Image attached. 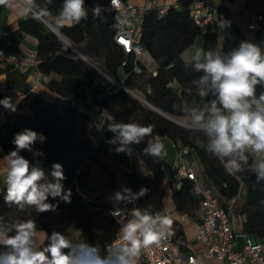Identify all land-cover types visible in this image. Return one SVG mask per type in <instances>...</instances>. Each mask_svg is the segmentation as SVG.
Segmentation results:
<instances>
[{
  "label": "trees",
  "instance_id": "16d2710c",
  "mask_svg": "<svg viewBox=\"0 0 264 264\" xmlns=\"http://www.w3.org/2000/svg\"><path fill=\"white\" fill-rule=\"evenodd\" d=\"M108 1L86 0L88 19L71 27H63L59 34L85 57L91 58L93 63H100V67L113 79L117 80V71L121 68L125 79L120 87L92 67L83 57L75 54L56 34H42V25L33 19L18 24L16 31L3 40L9 43L12 51H16L23 34L34 36L38 41V70L43 75L57 76L47 83L46 90L37 92L30 101L31 114L28 123L17 124L10 134L0 137V148L6 155L14 150L12 140L15 133L25 128L43 133L46 140L43 143L37 141L35 148L43 151L45 156L33 162L46 171L51 170L54 162L63 165L67 177L64 181L65 187L71 189L73 195L71 203L60 202L55 212L37 213L34 208L20 210L15 206L9 207L3 200L5 185L0 192V219L5 223L19 219L35 220L37 231L46 233L41 248L46 245L47 235L54 229L65 233L71 224H75L79 229L81 240L98 243L103 250L115 236L117 225L109 215V210L113 207L101 204L97 199H90L84 193L88 181L83 161H90L106 172V165L101 158H117L128 170V187L133 192L142 187L148 189V193L138 200L140 207L163 211V199L166 195L165 175L160 162L156 157L143 153L144 143L134 145L131 156L110 151L114 146L107 142L113 136V133L107 131L109 123L136 121L144 125L152 124L153 135L158 134L170 143L187 147L188 155L197 161L203 178L211 183L207 185L215 191L220 200L232 199L237 194L239 178L246 174L232 175L226 172L217 158L199 147L198 138L203 140L202 134L186 128L178 120L183 117L182 112L173 107L193 98L184 93L177 97L168 87L169 82L177 78L183 69L179 59L180 53L200 36L199 29L189 16V2L182 1L179 10L170 8L162 17L156 9L149 10L143 16L142 32L137 38L145 47V51L157 62V72L153 76L141 68L138 58L136 60L132 54H126L114 42L118 14L114 12L105 17L99 16V8ZM60 3L61 0H53V5L49 7L52 13L59 10ZM2 6L0 5V9ZM94 7L98 8L97 15L92 13ZM219 14L220 29L222 21H227L230 25L221 29L226 51L236 47L240 41L248 40L245 34H241L228 20L223 8H219ZM211 35L212 33H208L202 37L208 40ZM83 43L89 47L92 56L81 47ZM135 64L139 72L134 70ZM134 87L142 88V101L129 93ZM259 91L264 89L258 88ZM89 122L94 125L87 129ZM21 155L33 160L27 151ZM110 180L112 186L108 187L109 189L114 188L113 172ZM49 199L50 202L56 203ZM171 199L178 214H189L199 205L194 184L190 180H184ZM245 211L247 220L243 233L255 236L258 240L264 238V212ZM49 215H53L52 222L47 220ZM174 241L180 249L183 248V245L178 244L179 239L176 236ZM139 263L142 264L141 258Z\"/></svg>",
  "mask_w": 264,
  "mask_h": 264
},
{
  "label": "clouds",
  "instance_id": "9594fccd",
  "mask_svg": "<svg viewBox=\"0 0 264 264\" xmlns=\"http://www.w3.org/2000/svg\"><path fill=\"white\" fill-rule=\"evenodd\" d=\"M52 3L53 0L43 3L0 0V5L18 8L24 19L31 17L38 21L50 15ZM92 13L97 15L98 8L94 7ZM88 16L86 0H61L54 21L46 26L57 34L63 27L79 24ZM229 26L227 21H222V30ZM185 68L200 74L191 81L189 95L193 98L179 106L173 105L182 112L185 127L202 134L203 140L198 138L199 147L217 158L226 172L251 173L257 183L264 181V91L258 92V88L264 89V42L242 40L227 51L219 45L208 50L196 47L189 54ZM0 105L12 111L16 109L10 97L0 99ZM107 131L113 133L107 141L114 146L110 151L117 154L131 156L133 146L144 143L145 155L159 159L167 156L164 138L153 135L152 124L112 122ZM45 140L43 133L30 128L14 134V150L4 156L7 171L3 200L9 207L34 208L37 213H45L57 211L60 202L71 203L73 193L65 187L63 165L54 162L51 170L46 171L33 162L45 156L35 148L37 141ZM24 151L33 160L21 155ZM147 193L144 187L137 192L122 187L109 197L113 203L109 215L120 227L117 242L106 251L98 243L72 240L55 229L41 248L36 239L35 220L5 223L0 219V264H138L143 250L174 234L170 215L150 208H127Z\"/></svg>",
  "mask_w": 264,
  "mask_h": 264
},
{
  "label": "crops",
  "instance_id": "0c3cea01",
  "mask_svg": "<svg viewBox=\"0 0 264 264\" xmlns=\"http://www.w3.org/2000/svg\"><path fill=\"white\" fill-rule=\"evenodd\" d=\"M125 3L133 4L136 6H155L156 8L163 7H171L175 10H179L181 8V2L178 0H159L156 4L151 5L147 0H123ZM209 3L214 8H223L226 11V15L228 20L232 23V25L241 33H246V27L251 21L250 12H259L264 10V0H208ZM44 0L40 3H43ZM49 5V7H51ZM50 15L44 18L45 24L40 23L38 20L33 19L35 22L40 23L42 25V34H47L48 32H52L49 30V27L46 25H50L57 14L52 13L49 9ZM164 14H159L162 17ZM28 19H32L31 17ZM143 19V18H142ZM142 19L137 22V37L139 38L142 32L141 24ZM27 19H24L20 13V10L16 7H9L3 5L0 9V45L4 44V38H7L13 32L16 31L18 24L24 22ZM69 27V26H65ZM62 41L67 43L69 47L75 52V54L83 57L87 62L98 70L104 76L120 87L125 79V74L123 70L120 68L117 71V80H111L108 77V74L99 66L95 65L90 59L85 57L79 50L69 44L63 36L59 33L56 34ZM261 35L257 33L250 34L247 39L249 41L260 43ZM208 42V44L206 43ZM37 39L30 34H23L22 41L19 44L16 51H12L10 48H7L5 52L12 51L16 55V59L14 62H4L0 60V85L6 84L10 88V90L0 96V99L5 97H10L11 102L15 104L16 109L15 112L10 116H2L0 114V137L7 136L12 132L17 124H26L28 123L31 111L29 109V103L34 97V95L39 92L46 90V85L51 79H56V75H43L38 70V64L40 62L39 56L37 54ZM221 46L224 49L223 35L220 29V24L218 23L214 32L210 39L205 40L204 37L199 36L195 39L193 44H191L188 48L183 50L179 59L181 65L183 66L182 71L178 75L177 78H173L168 87L173 90L177 97H180L181 93L186 95L189 94V88L191 87V81L197 78L200 74L192 71L191 69L185 68V62L188 59L189 54L196 48L202 47L205 50L214 49L217 46ZM81 47L87 52L89 47H87L84 43L81 44ZM90 50V49H89ZM225 50V49H224ZM226 51V50H225ZM91 52V50H90ZM89 52V54H91ZM88 54V52H87ZM139 64L141 68L147 72L151 73L153 76L157 72V62H155L150 54L147 51H144L138 57ZM193 89V93H194ZM132 95H134L137 99L142 101V88H136L131 91ZM148 92V90H147ZM21 93H28V100L26 103H20L17 100V97ZM130 93V92H129ZM3 108L0 105V109ZM159 111V110H158ZM160 112V111H159ZM162 115L168 117L166 114L160 112ZM178 120L182 123H186L185 119L178 118ZM167 156L164 159L157 160L160 162L161 167L164 170L165 181L164 188L166 195L163 199V207L162 212L170 215L173 220V232L174 236L179 239L180 245H183V248L180 249L186 255H194L198 264H225L223 261H219L213 257H210L206 254L203 246L196 241V225L200 221L201 217V208L198 205L194 211H191L189 214H185L189 217L190 221L183 222L179 218V215L173 206V202L171 199V195L168 192V171L167 166L169 163L175 161L176 159V150L173 148L172 144L164 139ZM5 154L2 153L0 148V192L3 188L5 174L7 171L6 161L4 160ZM188 160L191 163H197V161L189 156ZM198 165V163H197ZM199 166V165H198ZM200 176L203 178L202 173ZM253 174L246 173L244 177L239 178V188L237 194L232 198L233 202L231 203L229 200H221L224 203L230 202L231 204V221L234 229L237 232L243 233V227L247 220V213L245 211L248 210L250 212L262 211L264 212V181L257 183L256 177ZM206 184L210 183L209 180L203 178ZM211 184V183H210ZM231 199V200H232ZM56 220V218H55ZM259 227V226H257ZM77 227L75 224H71L69 228L66 230L64 234L69 236L72 240H81L80 231H77ZM79 230V229H78ZM46 238V233L44 231H37L36 239L38 243V247L42 245ZM255 238V236H253ZM140 264V263H139Z\"/></svg>",
  "mask_w": 264,
  "mask_h": 264
},
{
  "label": "built area",
  "instance_id": "2783aa9c",
  "mask_svg": "<svg viewBox=\"0 0 264 264\" xmlns=\"http://www.w3.org/2000/svg\"><path fill=\"white\" fill-rule=\"evenodd\" d=\"M154 5L159 0H147ZM189 2V16L192 23L199 29L200 36L214 32L219 23V9L214 8L208 0H178ZM171 7L156 8L155 6H136L125 3L123 0H109L99 8V16L105 17L110 13L118 14L115 25L114 42L126 53L137 58L145 51V47L137 38V22L151 9L158 10L159 14H165ZM251 21L246 27L245 36L257 33L262 37L260 42H264V10L250 12ZM44 23V19L39 21ZM9 48V43L0 45V60L4 62H14L16 55L14 52L5 50ZM137 72L140 70L135 64ZM10 88L6 84L0 85V96L6 94ZM18 102L26 103L28 93H21L17 97ZM15 111L0 109L2 116H10ZM185 125V124H183ZM176 150V159L167 166L168 171V192L173 195L178 191L184 180H190L194 184V192L199 198L201 208L200 221L196 225V241L201 244L210 257L225 264H264V238L258 240L252 236L237 232L231 221L230 202L222 204L215 191L208 186L200 176L201 168L197 163L188 160L189 150L179 143H171ZM233 202V199L231 200ZM123 207V205H121ZM140 207L139 202L127 205V208ZM113 218V217H112ZM179 218L183 222L190 221L185 214H180ZM114 219V218H113ZM117 231L113 239L105 245V251L113 243L117 242V234L120 225L114 219ZM142 264H198L194 255L184 254L174 241L172 235L168 240L161 241L159 245H154L142 251Z\"/></svg>",
  "mask_w": 264,
  "mask_h": 264
},
{
  "label": "rangeland",
  "instance_id": "374dc122",
  "mask_svg": "<svg viewBox=\"0 0 264 264\" xmlns=\"http://www.w3.org/2000/svg\"><path fill=\"white\" fill-rule=\"evenodd\" d=\"M87 52L89 54L90 50L88 49ZM99 64L100 63H98L97 66L100 67ZM108 77L111 80H114L110 75H108ZM93 125L94 124L92 122L87 123V129L92 127ZM101 160L106 165V172L103 171L101 167L90 161H83L84 171H86L87 173L88 181V187L86 188L84 193L86 197L90 199H97L99 203L109 204L111 207H113V203L111 202L109 197L115 191H119L122 187H128V170L121 164L119 160H117V158L113 156L102 157ZM112 172L114 173V188L109 189L108 187L112 186L110 180ZM47 220L52 222L54 220L53 215H49L47 217Z\"/></svg>",
  "mask_w": 264,
  "mask_h": 264
},
{
  "label": "water",
  "instance_id": "95a60500",
  "mask_svg": "<svg viewBox=\"0 0 264 264\" xmlns=\"http://www.w3.org/2000/svg\"><path fill=\"white\" fill-rule=\"evenodd\" d=\"M120 86H122V84Z\"/></svg>",
  "mask_w": 264,
  "mask_h": 264
}]
</instances>
